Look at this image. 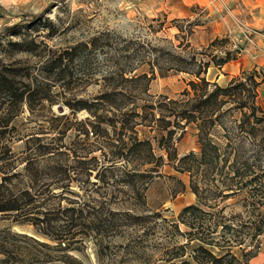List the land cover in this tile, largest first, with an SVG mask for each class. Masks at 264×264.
I'll return each mask as SVG.
<instances>
[{"label":"rangeland","instance_id":"obj_1","mask_svg":"<svg viewBox=\"0 0 264 264\" xmlns=\"http://www.w3.org/2000/svg\"><path fill=\"white\" fill-rule=\"evenodd\" d=\"M257 33L264 34V0H0V69L8 70L19 91L36 94L37 81L47 95L43 99L35 95L29 105L25 100L13 102L9 111V100H0V156L5 157L0 160V176L7 179L0 192H28L44 207L75 205L106 218L111 229L97 238L88 230L75 244L80 250L70 253L74 258L62 257L67 264H207V254L198 248L200 241L189 239L188 232L196 229L179 218L185 206L197 203L189 173L179 168L180 157L199 151L195 123L183 128L170 123L175 129L170 141L175 157L170 159L158 144L161 132L154 120L136 123L129 116L130 122L123 126L117 120L129 119L121 112L133 106L134 97L138 105L192 97L188 81L194 77L169 69L175 55L194 53L203 62L230 51L235 59L223 70L211 65L205 74L211 82L219 77L221 86L242 69L250 72L254 60L249 52H259L253 42ZM92 39L94 45L89 46ZM156 53L159 66L168 70L162 75L156 72L146 92L143 84L137 87L135 82L108 78L113 70L148 71L149 59ZM59 55L64 56L62 65L46 71L44 64ZM168 59L171 64H166ZM256 70L264 75V64ZM114 90L127 96L122 110L101 98ZM257 102L264 107V98ZM82 103L89 108L80 107ZM148 109L151 119L159 116L157 110ZM229 119L225 118L227 124ZM222 132L220 127L215 130L216 135ZM135 137L147 140L151 157L145 151L128 150ZM38 139L54 151L36 154ZM240 202L230 198L220 205L227 206L228 214L233 208L241 211ZM8 225L52 245L31 224L11 223L0 212V227ZM7 238L12 248L31 255L61 256L31 238ZM95 239L101 240L99 246ZM203 246L216 255L223 253ZM230 252L235 257L224 264H257L264 256V232L257 242L248 241L241 250L234 246Z\"/></svg>","mask_w":264,"mask_h":264},{"label":"trees","instance_id":"obj_2","mask_svg":"<svg viewBox=\"0 0 264 264\" xmlns=\"http://www.w3.org/2000/svg\"><path fill=\"white\" fill-rule=\"evenodd\" d=\"M178 29L182 31L181 27ZM94 41L95 39H92L88 45L93 46ZM186 42V46H189L188 39ZM215 43L216 39L210 44ZM65 54L68 55V52ZM159 57L156 53L149 59L148 71L137 73V67L113 70L108 72V78L135 82L137 87L143 84V90L146 92L150 78L156 72L162 75L168 70L159 66ZM63 58V55H59L47 61L44 64L45 70L49 71L54 65L60 67ZM235 58L231 56L230 51H224L223 56L214 55L210 60L203 62L198 60L194 53L189 57L175 55L172 61L174 63L168 59L166 64L172 63L169 69L187 72L194 77L188 81L190 91L187 92L192 94V97L186 101L163 98L166 101L162 100L156 105H150L147 101L138 105L134 97V100L130 101L133 106L121 112L126 117H133L136 123H150L152 120L158 123L161 132L158 144L165 149L170 159L175 157L174 146L170 142L175 129L169 127L170 123L174 122L179 128L191 122L195 123L199 151H190L180 157L179 168L189 173V187L195 194L197 203L185 206L179 218L189 228L196 229L194 233L188 232L189 239L196 238L200 241L198 248L207 254V264H224L225 259H233L235 256L230 251L234 246H238L240 250L245 249L248 241L257 242L264 232V107L257 102L258 87L264 81V75H260L255 68L247 73L242 70L239 75L232 77L226 86L211 82L205 76L211 65L221 68ZM8 74L7 69H0V100H9L8 111L13 102L25 100L29 105L35 95L36 99L47 96L37 81L36 94L30 89L19 91L14 79ZM209 87L211 90H208ZM101 98L105 102H112V106L119 110H122L127 102L124 100L127 96L122 91L106 92ZM89 106L82 103L80 107ZM149 107L157 110L159 116L153 115L151 119ZM166 111L169 112L168 115L164 114ZM167 116L173 120L165 121ZM226 117L230 118L228 124ZM117 122L123 126L130 122V117ZM219 127L223 132L216 135L215 130ZM38 140L36 154L43 156L54 151L55 147H48L40 142L41 139ZM128 150L139 154L145 151L149 157L153 155L147 140H139L138 137H135ZM4 159L5 157L0 156V160ZM149 162L151 161H144V164ZM137 174L142 172L138 171ZM3 180L6 182L7 179L0 176V188ZM230 198L241 201V211H235L233 208L228 214L225 213L227 206L220 205V202ZM0 212L5 214L11 223L31 224L39 235L52 242L50 246L49 243L28 237L26 234L14 232L9 225L0 227V234H4V239L0 240V264H54L55 261L67 264L69 261L62 257L74 258L70 253L80 250L75 244L83 240L88 230L94 232V237L97 238L102 231L111 229L105 222L106 218H102L97 211H89L85 207L75 205L44 207V203H40L39 199L32 197L28 192L14 195L0 192ZM184 217L190 221H184ZM7 236L31 238L39 245L59 252L61 256L31 255L22 249L12 248L10 244L13 242ZM94 241L98 246L101 244L100 239ZM203 244L219 248L223 253L216 255ZM254 247L259 248L257 244ZM248 253L249 251H246L242 254L245 256Z\"/></svg>","mask_w":264,"mask_h":264},{"label":"crops","instance_id":"obj_3","mask_svg":"<svg viewBox=\"0 0 264 264\" xmlns=\"http://www.w3.org/2000/svg\"><path fill=\"white\" fill-rule=\"evenodd\" d=\"M256 38H257V42H255V41H253L256 45V47L259 49V52H249V54L250 55H252L251 57H252V59L254 60L253 61V63H252V68L254 69H259L260 67H262L263 66V64H264V59H263V57L260 55V53H261V51H262V53L261 54H263L264 55V34L262 33H257V35H256ZM260 49H262V50H260ZM227 64V63H226ZM225 64V65H226ZM238 69L240 68V65L242 66V63H241V61H238ZM222 70L224 69V67L222 66V68H221ZM221 69H218V71H219V73H221L220 71H221ZM243 70V69H242ZM222 74V73H221ZM226 76H230L231 77V75H227L226 74ZM233 76H235V75H233ZM232 76V77H233ZM219 80V77H217L216 78V82ZM230 81V80H229ZM228 81V82H229ZM218 83V82H217ZM219 84V83H218ZM258 98H264V81L259 85V87H258ZM257 264H264V256H260V258H259V262L257 263Z\"/></svg>","mask_w":264,"mask_h":264}]
</instances>
